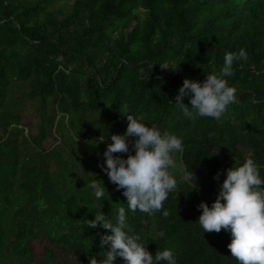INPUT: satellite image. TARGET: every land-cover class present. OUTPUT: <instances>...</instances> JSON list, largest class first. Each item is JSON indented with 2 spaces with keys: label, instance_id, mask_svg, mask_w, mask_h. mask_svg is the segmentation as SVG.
Returning a JSON list of instances; mask_svg holds the SVG:
<instances>
[{
  "label": "trees",
  "instance_id": "obj_1",
  "mask_svg": "<svg viewBox=\"0 0 264 264\" xmlns=\"http://www.w3.org/2000/svg\"><path fill=\"white\" fill-rule=\"evenodd\" d=\"M56 1L0 0V264L99 262L106 230L86 220L101 211L115 223L120 207L129 235L153 255L170 248L177 264H236L230 234L203 232L197 206L210 207L225 170L248 158L264 177V0H69L52 9ZM241 50L223 116L185 118L172 99L183 80L203 81ZM24 99L35 103L36 125L24 121ZM126 115L183 141L174 158L197 187L178 182L167 217L127 212L123 190L98 167ZM53 132L60 146L36 152ZM94 179L102 201L87 187Z\"/></svg>",
  "mask_w": 264,
  "mask_h": 264
},
{
  "label": "clouds",
  "instance_id": "obj_2",
  "mask_svg": "<svg viewBox=\"0 0 264 264\" xmlns=\"http://www.w3.org/2000/svg\"><path fill=\"white\" fill-rule=\"evenodd\" d=\"M243 55V50L226 52L219 72L205 76L203 81L183 80L172 99L185 118L220 119L223 116L236 95V89L228 84L226 77L233 75V64ZM185 98L191 107L182 102ZM124 111H127L126 105ZM125 117V132L110 136L111 143L106 145L103 163L98 167L117 190H123L127 212L160 213L167 217L164 202L176 190L178 182L190 184L192 190L197 187L194 173L174 158L183 152V141L168 131L147 126L143 116ZM129 138L133 141L131 153L134 154H130ZM104 140L105 136H100L99 142ZM114 154H126L127 158ZM176 171L179 177L173 175ZM87 187L95 200H103L106 190L102 182L94 179ZM197 208L201 214L196 223L203 232L219 233L223 229L230 234L227 248L236 264H264V177L253 159L226 169L215 201L210 207L201 202ZM85 225L106 230L100 237V246L108 249L99 262L89 255L88 264H115L118 257L124 264H177L172 249L164 248L153 255L139 236L129 235L125 207L118 209L115 223L100 211L92 220H86ZM157 236L162 239L165 233L160 231Z\"/></svg>",
  "mask_w": 264,
  "mask_h": 264
},
{
  "label": "rangeland",
  "instance_id": "obj_3",
  "mask_svg": "<svg viewBox=\"0 0 264 264\" xmlns=\"http://www.w3.org/2000/svg\"><path fill=\"white\" fill-rule=\"evenodd\" d=\"M71 4V1L69 0H57L54 5L52 6V9H66L69 5ZM24 102L26 103L25 106V123H27V126H33L36 125L37 119L39 117L38 111L36 109L35 103L32 101H29L27 99H24ZM76 130V129H73ZM72 135L71 133H69ZM60 134H57L56 132H53L51 135H49L44 143L42 144L41 148L36 149L35 151L45 155L46 153L50 152L53 148L59 147L60 146ZM130 147V154L131 153V145L129 144ZM74 149V147H73ZM122 158H127L126 154H119ZM40 256V250L38 248L37 252V258L39 259ZM64 264H69V263H64Z\"/></svg>",
  "mask_w": 264,
  "mask_h": 264
}]
</instances>
